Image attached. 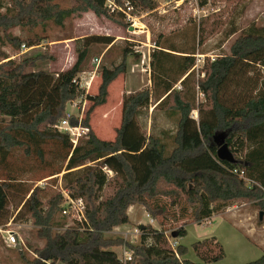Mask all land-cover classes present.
Here are the masks:
<instances>
[{
	"label": "trees",
	"instance_id": "trees-1",
	"mask_svg": "<svg viewBox=\"0 0 264 264\" xmlns=\"http://www.w3.org/2000/svg\"><path fill=\"white\" fill-rule=\"evenodd\" d=\"M57 0H8L0 2V44H9L19 52L22 46L32 48L42 38L24 39L11 33L14 28L34 32L51 23L62 27L75 14L88 11L125 24V1L132 6L130 14L153 12L157 0H72L74 7L63 9ZM109 1L117 9L112 11ZM208 0H203L201 6ZM122 9V10H121ZM124 10V11H123ZM203 18L199 22V46L205 36L213 34ZM76 61L59 73L37 71L35 60L17 62L0 51V170L9 164L15 150L22 149L27 157L36 156L44 162L45 146H60L66 172L64 188L72 198L83 199L85 221H73L65 227L59 220L64 198L52 195L46 202L40 198L41 188H34L23 200L14 222L31 221L38 228L42 247L32 252L30 259L24 248L15 249L24 264H215L225 258L223 245L216 238L198 241L192 248L198 262L187 258L189 248L177 243L187 235L185 226L173 232L151 225H140V243L111 237L115 228L130 223L129 209L140 205L152 220L160 225L169 219L171 209L186 204L193 209L196 222H203L236 201L252 203L264 210V80L259 69L264 68V28H253L241 34L233 43L230 54L217 57L208 64L205 76L197 82L211 108L203 116L187 97V82L196 65V52H182L162 46L155 40L151 53L152 89L124 94L121 126L116 138L101 140L91 130L86 139L74 146L70 137L56 126L67 116V105L85 97L78 76L87 71L93 44L112 45L109 36H89L77 41ZM127 56V50L125 51ZM41 58H43L41 56ZM125 58L115 68L101 67V85L96 96H86L92 110L106 104L111 83L125 72ZM180 83L181 90L175 86ZM161 90L158 106L169 105V115L178 114L177 130L172 136L174 147L147 135L139 125L142 110ZM198 110L199 122L191 117ZM77 125L74 117L70 119ZM90 129L89 122L83 124ZM220 142L226 143L236 162L219 160ZM113 172L109 178L104 169ZM54 172L49 177L59 175ZM11 181L0 178V226L10 219ZM112 187V193L106 190ZM167 198L170 202L160 204ZM60 215V216H59ZM61 218L68 219L64 216ZM262 221V220H261ZM174 239V247L170 240ZM125 247L132 252L126 263L113 250ZM246 264H264V255Z\"/></svg>",
	"mask_w": 264,
	"mask_h": 264
},
{
	"label": "rangeland",
	"instance_id": "rangeland-1",
	"mask_svg": "<svg viewBox=\"0 0 264 264\" xmlns=\"http://www.w3.org/2000/svg\"><path fill=\"white\" fill-rule=\"evenodd\" d=\"M157 1L159 7L153 12L130 14V17L137 19L138 24L145 26L141 29H133L130 17L127 15H125L126 25L120 26L104 16L98 17L94 12L88 11L73 15L62 27L50 23L46 29L37 28L32 33L21 28H14L11 33L15 36L24 39L39 36L43 40L40 45L29 50L21 47L19 52L14 51L7 43L5 46L0 44V51L5 52L17 62L38 57L34 59L35 70L59 73L75 64L73 61H76L78 40L89 36L113 38L112 45L93 44L91 46L88 69L78 76L80 86H85L82 89L85 91V97L69 103L66 109L67 115L71 116L70 119L74 117L77 122L76 126L84 127V122L88 121L89 131L92 130L101 140L111 141L116 138V132L121 126L124 94L153 88L151 53L156 47L155 40L160 39L162 46L166 48L175 47L182 52H196L194 72L186 84L187 98L193 101L195 107L201 108L203 116L206 117L211 104L196 84L204 78L209 61L211 63L219 56L229 55L233 43L241 34L253 28H264V0H208L204 6H201L203 0ZM0 2L6 6L8 0H0ZM56 3L63 9L74 7L72 0H57ZM203 18H207L206 26L209 29L214 28L215 32L207 34L203 45L199 46V22ZM124 58L125 72L109 86L106 104L92 110V102L86 96L98 94L102 81L101 67L115 68L124 62ZM97 59H100V62ZM259 70L257 72L264 80V68L261 67ZM91 80H93L92 86L88 90L86 83ZM181 86L178 83L175 87L181 90ZM161 94L159 89L158 94L152 98L150 106L140 113L138 122L147 135L161 138L170 152L174 147L171 138L176 133L179 116L178 114L169 115L170 107L173 106L172 102L154 109ZM191 117L199 122L198 110H194ZM86 138L87 135L82 139ZM45 149L44 162L36 156L27 157L22 149L15 150L8 160L9 164L0 170L1 179H11L8 181L11 183L9 190L11 219L7 224H11L9 228L16 231L19 238L24 241L26 247L24 252L30 259L35 258L36 255L32 251L41 247L44 241L37 237L38 228L31 221L14 222L20 205L37 186L42 190L40 198L43 202L52 195L62 194L63 190L69 192L63 189L66 164L63 162L64 154L60 146L48 144ZM54 172L61 173L49 177ZM106 174L109 178L114 176V174L110 176L108 172ZM112 191L111 187L106 190V194H111ZM159 203L169 205L170 202L167 198H163ZM132 207L128 212L130 223L124 227L120 226L123 227L120 231L114 229L108 236L123 238L137 245L140 239L133 241V235H135L134 230L140 225L164 229L169 236L185 226L187 235L178 239L177 243L189 248L187 258L191 261H199L192 245L209 238H216L225 251V258L215 264H246L264 255V218L260 220V212L264 210L252 203L236 201L210 219L199 223L193 218V209L186 204H180L171 209L169 219L164 221L163 225H160L157 220H152L142 206ZM61 216L59 220L65 227H59L57 231L74 226L72 220L61 218ZM128 230L131 234L125 237L124 233ZM170 242L174 247L176 246L174 239ZM124 249L126 248L117 247L113 250L122 258ZM0 264H24L21 254L14 248L8 247L1 238Z\"/></svg>",
	"mask_w": 264,
	"mask_h": 264
},
{
	"label": "built area",
	"instance_id": "built-area-1",
	"mask_svg": "<svg viewBox=\"0 0 264 264\" xmlns=\"http://www.w3.org/2000/svg\"><path fill=\"white\" fill-rule=\"evenodd\" d=\"M125 6L127 9V12L124 13L130 17V11L133 9L132 6L130 5L129 2L125 1ZM109 7L112 8L113 10L117 9V6L109 1ZM122 10V9H121ZM130 20L132 22V28L133 29H141L145 26L138 24L136 22V18H132L130 17ZM23 49L25 50H29L31 48H26L25 46H22ZM142 63H145L144 61H142ZM94 79V78H93ZM92 81L89 83H86V89L90 90L91 86H92ZM79 85H81V82L79 83ZM81 89H83V87L85 86H80ZM70 115L68 114L66 116V118H64L57 126V130L62 131L64 134L68 135L70 137V141L73 143L74 146H76L80 139H82L85 135L88 136L89 133V129L86 127H80V126H73L70 123ZM104 171L112 176L113 172L108 170V169H104ZM62 195L64 198V204L62 206V210H61V215L72 220V221H76V222H80L83 223L85 221V203L83 201V199L79 198H72L70 193L67 191H62ZM11 226V224H6L5 226H0V238L2 239V241L10 248H14L17 249L18 246H20L21 248L25 247V243L23 240H21L18 236V234L16 233V231H14L13 229H10L9 227ZM134 234L133 235V241H135L136 239L140 238L141 232L138 228H136L134 230ZM131 232L130 230L126 231L124 233L125 237H127L128 235H130ZM26 248V247H25ZM132 258V252L128 251L126 249H124V253L122 256V261L123 262H127L130 261Z\"/></svg>",
	"mask_w": 264,
	"mask_h": 264
},
{
	"label": "water",
	"instance_id": "water-1",
	"mask_svg": "<svg viewBox=\"0 0 264 264\" xmlns=\"http://www.w3.org/2000/svg\"><path fill=\"white\" fill-rule=\"evenodd\" d=\"M217 156L219 160L226 161L230 163L236 162L233 153L230 151L228 145L226 143L220 142V147L217 151ZM264 212H260V220H263ZM18 250L21 249L20 246L17 247Z\"/></svg>",
	"mask_w": 264,
	"mask_h": 264
},
{
	"label": "crops",
	"instance_id": "crops-1",
	"mask_svg": "<svg viewBox=\"0 0 264 264\" xmlns=\"http://www.w3.org/2000/svg\"><path fill=\"white\" fill-rule=\"evenodd\" d=\"M99 62H100V59H97ZM75 61H73V63H74ZM100 64V63H99ZM70 67H68L67 69H65V70H68ZM65 70H62V71H65ZM133 207H131V209H132ZM130 217V216H129ZM124 227V226H123ZM123 227H118V228H115V230H121V228H123ZM43 246V245H42ZM41 246V247H42Z\"/></svg>",
	"mask_w": 264,
	"mask_h": 264
}]
</instances>
